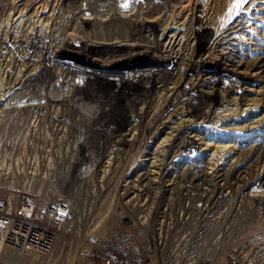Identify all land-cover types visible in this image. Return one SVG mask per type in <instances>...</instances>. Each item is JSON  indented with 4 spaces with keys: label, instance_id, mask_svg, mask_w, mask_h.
I'll return each instance as SVG.
<instances>
[{
    "label": "rangeland",
    "instance_id": "1",
    "mask_svg": "<svg viewBox=\"0 0 264 264\" xmlns=\"http://www.w3.org/2000/svg\"><path fill=\"white\" fill-rule=\"evenodd\" d=\"M16 1L0 0V200L5 201L10 227L24 220L25 229L30 234L25 240L24 248L3 244L0 248V264H166L169 259L165 247L169 249L176 243H164V239H169L185 228L193 231L201 223L198 217L202 206L209 198L214 197L215 200L219 192L214 191L221 187L231 189V192L219 197L218 202L223 206L220 218L222 220L212 225L200 244L202 258L199 263L252 264L254 257V264H264V255L257 258V246L252 242L258 235L264 239V192H258L263 194L260 196L249 194L253 186H260L264 181V168L261 167L264 156L260 158V164L253 163L255 156L248 160L249 164H254V173L260 175L262 172L263 176L245 175V180L235 178L234 174L233 179L230 178L224 183L232 182L235 187L222 186L210 177L202 183L203 179H199L197 184V180L193 182L194 179L189 178L182 182L176 181L177 184L173 186L168 185L176 177L180 166L189 158H204L209 172L228 167L235 160L238 166L246 158L244 159L245 155L237 154L233 157L234 150L246 145L252 146L260 141L259 138H264V131L261 130L264 125L253 128V132L249 130L258 125L256 120L264 115V67L242 64L239 55L244 51V45L238 40L213 42L212 28L204 31L201 36L202 43L198 41L196 34L188 35L186 32L179 35L173 51H165L170 50L171 43L162 52L153 50L149 53L155 60L144 59L125 67L129 71H150L154 68L155 72H159L155 76L158 87L154 91L160 101L170 89L177 90L175 97L183 98L184 101L177 106L181 118L174 120L187 118L194 121L196 124L192 128L197 130L191 132V129L188 132L193 135L199 133L196 138L207 137L206 140L196 141L194 153L180 154L177 147L159 144L170 132H178L172 128L157 130L160 139L151 146H134L128 142L112 143L105 140L125 136L129 132L128 128L115 133L109 126L108 130L106 126L101 130L102 127H98L96 123H90L88 127L81 126L73 130V136L83 135L87 139L85 142L58 144L52 138L66 137L67 132H55L51 129L37 131L33 124L38 113L31 114L30 130L24 127V114L38 102L36 94L42 77L39 79L38 74H33L37 71L35 68H28L32 64L30 60L38 58L37 52L28 51L20 41L24 40L26 45H31V41L32 44L35 43L38 35L45 32V28L32 25L25 29L20 18H17L19 12L13 10L14 13L9 15L12 10L6 4L10 3L11 6L23 2ZM88 1H93V11H87ZM124 1L129 3L130 10L117 12L125 16L136 13L140 4L147 6L156 2ZM157 1L162 13L170 14L175 10L174 5L183 0ZM113 2L114 0H79L75 7L83 19H92L97 15L105 20L110 16ZM248 2L237 8L234 0H194L192 7L195 10L199 8V14L202 11L208 13L215 21L246 7ZM69 4V0H66L65 7ZM157 16L156 13L151 18L155 19ZM196 22L193 20L192 24ZM85 26L89 28L87 24ZM263 34L264 27L259 26L257 35ZM157 36L165 46L168 45L169 38L165 37L162 29L157 32ZM75 38L78 42L71 45V49L75 51L81 50L80 40L89 41L85 35L75 34L69 29L64 33L61 45L67 41L72 42ZM131 42L133 43L118 42L120 51H116V54H91L89 58L97 63H93L90 68H107L110 60L118 56L117 53L129 51L122 44ZM198 44L201 46V49L198 48L200 55H195L194 59H201L202 64L188 70L186 62ZM159 55H171L177 59L171 67V75L162 72L170 64L161 61ZM48 58L67 63L71 67L77 65L87 68L88 64L91 65L72 55L66 57L50 54ZM53 74L48 70L44 75L49 83L47 95L52 96L47 104L71 111L74 105L80 107L93 104L89 96L83 97L80 91L73 95L74 87L70 82L58 87L57 77ZM179 79H186V88L177 89L175 85ZM159 100L155 104H159ZM173 104L174 102L171 105ZM205 113H210L209 119L205 120V124H199ZM40 114L45 126L54 125L55 121L49 115ZM165 115L168 114L164 113L163 116ZM129 119L124 117V121ZM216 120L225 124L218 127L211 125ZM172 125L177 126V123ZM222 126L234 129L224 131L220 128ZM205 141L209 145L203 143ZM232 147L235 149L230 152ZM145 151L156 152L151 160L155 161V165L150 166L151 161L149 162V168L152 169L151 179L142 180L141 184L135 182L137 188L134 189L133 180L142 170L139 168L141 159L146 157ZM242 180L245 181L241 182ZM63 210L65 215H62ZM187 246L181 243L180 249L184 250ZM171 260L172 264H181L182 254Z\"/></svg>",
    "mask_w": 264,
    "mask_h": 264
},
{
    "label": "bare ground",
    "instance_id": "2",
    "mask_svg": "<svg viewBox=\"0 0 264 264\" xmlns=\"http://www.w3.org/2000/svg\"><path fill=\"white\" fill-rule=\"evenodd\" d=\"M22 1L23 2H21L19 5L12 4L10 6V3L6 4L9 6L8 8L10 9L11 7L12 10L10 11L9 15L12 14V12L14 13V11L19 12L17 18H20V22L23 23L25 29L30 28L32 25H39L40 27L45 28V32L38 35V40L35 43L32 44L31 41V45H26L23 42L24 40L21 39L22 41H20L21 44H24L25 48L28 51L37 52L38 58L35 60L29 59L32 64H28V68L29 70L35 68L37 71H35L33 74H38L39 79L42 77V80L38 84L36 94V100H38V102L36 103L35 107L28 108V111L24 114V127L25 129L30 130L31 123L29 122L32 118L31 114L34 112L35 114L38 113L37 117H34L35 121L33 124L37 131L51 129L55 132H67L66 137L52 138V141L57 142L58 144H67L69 142H85L87 140L86 137L83 135L74 137L73 130L76 129V127H88V124L90 123H96L98 127H102L101 130L104 129L103 127L109 126L115 133L121 132L124 128H128L127 130H129V132L125 136L120 138L111 137V139L106 138L105 140L106 142L112 143L128 142L130 144H133L134 146L136 144L151 146V144L156 143L158 139H160V137L158 136L159 132L157 130L162 131L163 128H172L175 131L178 130V132L176 134L170 132L168 136L159 141V144L162 146L169 145L173 148L177 147L178 151H180V154L188 155L194 153V149L197 147L196 141L199 139L206 140L207 137L202 136L196 138L195 136H198L199 133L193 135L188 132L191 129V132L197 130V128H192L193 124L195 123L194 121L187 118L180 121L174 120V118L178 120L181 118L180 110L177 109V106L184 101L183 98L177 99L175 97L177 90L170 89L162 96V99L160 101L157 92L154 91L155 88L158 87L156 85V83L158 82L156 81L155 76L159 75V72H155L154 68L150 71H129L125 69L126 66H131L132 64L144 59L155 60V58L149 56V53H151L153 50L162 52L166 47H169L171 43L172 45L170 46V50L165 49V51H173L176 47V45L174 46V44L181 33L183 34L187 32L188 35L194 33L199 38L198 41L202 43L201 36L203 35V33H205L204 31L212 28L214 31L213 42H215V40H238L240 44L244 45V51L239 55L240 61H242L243 65H252L261 68L264 67V34L257 35L258 27H264V0H253L251 2L247 1L248 4L246 5V7L238 9L233 13L224 16L222 19L220 18V20L215 21L211 19V16L208 15V13H205L203 11L202 14L197 13V10L199 8L195 10V8L192 7L194 0H183L179 2L178 4H176V6L174 5L173 8H175V10H172L170 14H167L166 12L162 13V8L157 0L154 4H148V2H146L148 4L147 6L140 4L136 13H131L127 16L121 15L117 12V10H130L129 6L127 8L121 6L122 4L126 3V1L114 0L113 5L111 6V13L109 14L110 16L108 15L109 17L105 20L99 18L97 15L92 19H83L79 15L80 12L76 11L77 7H75L79 0H69L70 4L68 5V7H65L66 0ZM86 4L89 5L87 11L94 10V7L92 6L93 1H88ZM78 9L81 12L83 11L79 7ZM156 13L158 14L157 18L152 19L151 16L155 15ZM193 20L195 22H198H196V24H192ZM86 24L89 26V28H86ZM69 29H72L75 34L81 33L85 35L89 40H83L82 42L80 40L81 50L75 51L71 49L72 43L78 42L76 38V40H72V42L67 41L63 43V45H61L62 37L64 33ZM160 29H162L165 37L169 38V43L167 46H165L161 42V39H159L157 36V32ZM115 39H117V41H114ZM122 41H133V43L131 42L128 44H122L124 47L127 46L129 50L127 53H117L118 56L110 60V64L108 65V67L106 66L107 68H103V70L99 68H97V70L90 68L93 67V63L96 62L91 61V59L89 58L91 54H109L120 51V43L118 42ZM182 48H184V46ZM198 48L201 49L200 44H198L197 47L193 49L191 54L192 56L188 57V61L186 62L188 66L186 69L190 70L195 68L196 65L202 64L201 59H194L195 55H200V50ZM50 54L66 57L69 55L76 56V58L81 59L86 63H90L91 65L88 64L87 68H83L72 64L73 67H71L67 63H60L54 59L48 60V56ZM159 59H161V61L166 64H170V67H167L168 69L165 72H162L164 74L171 75V67L173 66V64H175L177 59L171 55H159ZM80 68L81 70H79ZM48 70L52 71L54 73L53 75L57 77L58 87L63 85L65 82H70L74 87L73 95L80 91L83 94V97L89 96L93 104H84L80 107H75L74 105L72 111L61 106L53 107L47 104L48 99H52V96L50 97L47 95L49 84L48 79H44L45 72H47ZM9 76L10 75H8V77ZM157 79L159 78L157 77ZM187 85L188 84L186 82V79L176 80L175 86L177 87V89L186 88ZM34 88H32V90ZM12 93L13 91L10 89V94ZM210 93L212 92L210 91ZM158 100L160 101L159 104H155ZM173 102L174 104L171 105ZM167 107L168 109H166ZM227 109L228 108H226V110ZM40 112L47 116L49 115V117H51L53 121H55L54 125L51 127H49V125L45 126V123L43 122L44 119L41 117ZM164 113H167L168 115L163 116ZM124 117H129L130 119L128 121H124ZM209 117L210 113H205V115L203 116V120L199 124H205V120H208ZM214 122L215 123L211 125H215V127L225 124L219 120H216ZM256 122H258V125L252 126V128L249 129L250 131L253 132V128L257 129L259 126L264 125V115L261 118L257 119ZM172 123H177V126H173ZM129 125L130 127H128ZM109 127L106 130H108ZM220 128L224 131L234 129L225 128L223 126ZM261 130L264 131V128H262ZM259 139L260 141L253 144V147L251 145H249V147H247V145H243L244 147H238L236 148V150H234V147L229 150L230 152H232V150L235 151V153H233V157L235 156L234 154H237L238 156L245 155V157H243L244 159H246L243 162L239 163L238 166L236 165L235 160L234 162H231L228 167H222L217 171L209 172L207 161L203 160L204 158L198 159L194 157V155V158L188 157L189 160L180 166L181 168L180 170H178L176 177L171 179L172 182H170L168 185L173 186L174 184H177L176 181L182 182L185 179L188 180L189 178L194 179L192 180L193 182L197 180L195 182V184H197L201 179H203L201 180L202 183L204 182V179L210 177L212 181H216V183L220 182V185L222 186L235 187V184L231 182L233 180L230 181L231 183H224L225 181L227 182L228 180H230V178L233 179L234 177L232 176L234 174L235 178H245V180L247 179L245 175L248 176L254 174L257 175L255 177H262V172V174L260 173L259 175L255 174L253 171V165L260 164V158L264 156V138L261 137ZM203 143L207 144V141ZM224 147H226V145ZM144 153L146 157L144 159H141V167L139 168L143 171L141 170V172L137 175V178H134V189L137 188L135 182L141 184L142 180L144 181L151 179L150 171H152V169L149 168V162L153 159V154H156V152L152 153L149 151H145ZM252 157H254V164H252V162L249 164L248 160H251ZM224 159H227V156H224ZM154 162L155 161H151L152 165L150 163V166L155 165L153 164ZM246 163L248 164V166H246ZM261 167L264 168V163L261 165ZM244 181L242 180L241 182ZM258 182L260 183V181ZM223 188L226 187H221L220 189ZM258 192H264V181L260 184V186L259 184L253 186L249 194L251 193V195L254 196L263 195L262 193ZM216 205L217 203H212L211 200L208 203V206L205 208L204 212L210 213V211Z\"/></svg>",
    "mask_w": 264,
    "mask_h": 264
},
{
    "label": "built area",
    "instance_id": "3",
    "mask_svg": "<svg viewBox=\"0 0 264 264\" xmlns=\"http://www.w3.org/2000/svg\"><path fill=\"white\" fill-rule=\"evenodd\" d=\"M230 190L231 189L223 188L214 191L219 192L217 194L218 197L215 200L214 197L209 198L208 202H206L202 206L201 211H199L198 217V219H201V223H199L193 229V231H189L185 228L180 233L169 237L170 240L164 239V243H169L170 241L176 243L169 249L168 247L164 246L167 249V257L169 259L166 264H172L173 261L171 259L175 258L179 254H182L181 264H200L199 260L202 258L200 244L203 243V239L205 238L208 231L213 227L212 225L222 220H220V218L222 212L221 209L223 206L218 202L220 199L219 197L220 195L225 196ZM211 200L212 203L214 200L217 205L210 211V213L204 212L205 208L208 206V203ZM5 209V201L0 200V248L3 247V244H11L17 248H24L26 245L25 240L28 239L30 231L25 229L26 225L24 223V220H21L19 223H17V225L14 224L12 227H10V219ZM57 212H59V210ZM62 215H65L64 210L62 212ZM252 242L257 246V252L255 253V255L259 259L264 255V239L258 235ZM181 243L188 245L186 249H180ZM252 259V264H254L255 258L252 257ZM205 262L207 261H204V263Z\"/></svg>",
    "mask_w": 264,
    "mask_h": 264
},
{
    "label": "snow or ice",
    "instance_id": "4",
    "mask_svg": "<svg viewBox=\"0 0 264 264\" xmlns=\"http://www.w3.org/2000/svg\"><path fill=\"white\" fill-rule=\"evenodd\" d=\"M246 2H247V0H234V5H235V7L238 8V7H241ZM121 6L124 8H127L129 6V4L126 2V3L122 4ZM229 11H231V9Z\"/></svg>",
    "mask_w": 264,
    "mask_h": 264
}]
</instances>
